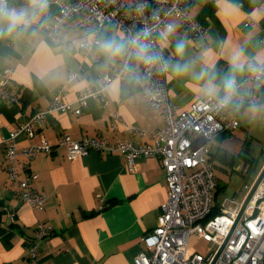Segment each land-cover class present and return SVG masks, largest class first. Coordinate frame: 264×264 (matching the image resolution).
I'll list each match as a JSON object with an SVG mask.
<instances>
[{"label": "crops", "instance_id": "1", "mask_svg": "<svg viewBox=\"0 0 264 264\" xmlns=\"http://www.w3.org/2000/svg\"><path fill=\"white\" fill-rule=\"evenodd\" d=\"M44 1L7 0L6 8L22 14V19L10 34L7 23L0 25V72L5 67L12 69V79L18 88L26 89L28 101L15 104L0 97V141L35 110L45 108L71 72H76L77 78L66 85L64 99L74 102L84 89L98 87L101 77L112 72L124 56L111 57L101 48L113 40L126 42L124 32L115 25H104L95 33L90 27L68 24L61 27L57 37H46L42 27L32 25L43 18L55 19L54 7H39ZM188 8L204 28V35L194 36L176 20H171L175 28L172 34L163 35L165 29L159 34L170 65L179 62L190 66L187 73L177 74L169 68L166 74L169 102L175 113L189 109L196 99L209 97V87L215 90L212 98L221 97L226 93L224 82L230 77L241 83L239 92H246L248 69L264 63V0H188ZM249 18L253 23L248 25ZM83 41L92 43L86 54L81 48ZM178 41L185 45L182 57L176 53ZM236 52L241 53L242 70L233 67ZM256 93V98L244 103L234 100L226 114L238 119L250 108H264V79ZM113 112L120 116L115 129L110 126ZM164 124L163 108H151L139 81L126 72L106 88L102 98L89 97L79 115L51 112L33 137L21 131L15 138L18 148L39 144L43 138L53 147L29 162V169L37 174L32 187L46 195L42 210L24 202L10 182L5 145L1 144L0 264H29L28 240L38 223L50 227L40 242L39 264H133L134 255L147 250L142 237L156 227L160 204L167 197L159 158L138 157L130 171L119 152L91 150L68 160L66 149L57 143L63 134L77 140L89 137L151 143L152 133ZM127 127L146 133L127 132ZM225 134L216 136L210 157L222 150L232 154L236 163H241L239 157L248 161L240 152L228 150ZM24 161L23 156L17 161L20 176ZM100 197L105 200L102 209H98Z\"/></svg>", "mask_w": 264, "mask_h": 264}, {"label": "built area", "instance_id": "2", "mask_svg": "<svg viewBox=\"0 0 264 264\" xmlns=\"http://www.w3.org/2000/svg\"><path fill=\"white\" fill-rule=\"evenodd\" d=\"M7 0H5V7ZM39 7H54L53 21L46 18L32 25H38L48 38L59 35L63 25L75 28L90 27L95 33L107 24L119 27L129 42L137 36L151 45L150 51L170 64L171 58L159 42V34L171 20L180 22L183 29L194 36L204 35V28L190 14L188 0H47ZM248 19L246 24H252ZM94 43H98L95 39ZM92 43L83 41L81 48L86 54ZM122 60L112 72L101 77L96 88H86L77 94L74 102L64 99L66 85L77 78L71 72L57 91L49 98L45 108L35 110L24 122L0 141L5 145L6 169L10 182L17 188L21 199L32 208L42 210L46 195L32 187L37 174L29 169V162L41 152L53 149L44 138L39 144L18 148L15 138L25 131L29 137L41 127L47 114L55 111L79 115L89 97L102 98L106 88L116 79L130 72L140 83L142 92L151 108H163L165 124L152 133L151 143H140L131 139L110 142L106 138L72 139L63 134L58 145L66 149V158L74 160L91 150L119 152L125 158L130 171L136 166V158L156 156L161 162L167 184V197L160 204L158 223L147 232L142 240L147 250H139L133 257V264H264V177L257 184L250 199L239 215L241 203L224 197L218 202L216 214H211L217 190V178L210 153L216 136L233 133L239 126L235 116L226 114V108L234 101L247 102L257 97L256 89L264 79V63L248 69L245 81L249 89L241 93L235 83L227 103L226 93L219 98L196 99L191 107L175 113L169 102L166 82L168 71L158 70L159 64L149 68L135 58L134 47L128 43ZM133 59L130 64V60ZM12 69L5 67L0 72V97L12 103H19L20 93L12 79ZM76 105H75V104ZM111 129L120 124L119 113H110ZM146 132L140 128L127 127V132ZM25 159L20 176L17 161ZM264 158V154H262ZM249 190L250 185H243ZM105 200L99 198L98 209ZM11 219H15L14 213ZM49 226L38 223L33 238L28 240L29 264H39L38 250L41 240L48 234ZM195 234L212 244L210 250L200 254L188 247L189 237ZM217 258L213 259L219 250Z\"/></svg>", "mask_w": 264, "mask_h": 264}, {"label": "rangeland", "instance_id": "3", "mask_svg": "<svg viewBox=\"0 0 264 264\" xmlns=\"http://www.w3.org/2000/svg\"><path fill=\"white\" fill-rule=\"evenodd\" d=\"M238 121L240 126L232 134H225V146L232 153L240 152L248 161L239 157L241 163L239 161L236 163L239 169L233 167L223 171L216 168L221 185L216 196L217 201H221L224 197L233 198L239 203L244 201L264 166V158H262V153H264V108H260V106L250 108L238 116ZM214 158L213 162H217ZM245 183L250 185L249 190L244 188ZM188 247L190 250L205 255L212 244L192 234L188 239Z\"/></svg>", "mask_w": 264, "mask_h": 264}, {"label": "clouds", "instance_id": "4", "mask_svg": "<svg viewBox=\"0 0 264 264\" xmlns=\"http://www.w3.org/2000/svg\"><path fill=\"white\" fill-rule=\"evenodd\" d=\"M5 0H0V25H3L4 23H7V32L10 34L12 30L16 27V25L21 21L22 14H17L14 10L9 11L5 6ZM2 31V29H0ZM175 31V28L173 25L169 24L166 25L165 31L163 35L167 36L172 34ZM130 43L134 49V55L135 58L142 62L144 65L151 68L152 66H155L159 64L158 70L161 72L168 71L169 68L177 74L187 73L190 69V66L187 63H179L177 62L174 65H170L168 62L164 61L161 62V58L155 55L150 51L151 45L147 42H144L140 39L139 36L132 38L129 42H117L115 40L110 42H105L101 44V48L105 51L106 54H108L111 57H117L125 54L127 51L126 45ZM184 42L178 41L176 44V53L178 56H183L184 54ZM232 63L233 67L237 70H242L244 65L241 63V53L236 52L233 54L232 57ZM226 97L224 100V103L228 102V99H230L231 94L235 87V80L234 78H227L224 82ZM208 95L211 98L215 95V90L211 87L208 88Z\"/></svg>", "mask_w": 264, "mask_h": 264}, {"label": "trees", "instance_id": "5", "mask_svg": "<svg viewBox=\"0 0 264 264\" xmlns=\"http://www.w3.org/2000/svg\"><path fill=\"white\" fill-rule=\"evenodd\" d=\"M18 91L20 93V98H19V103L18 104H26V102L28 101V93L26 91V89H23L22 87L18 88ZM215 157V158H214ZM244 157V156H243ZM215 159L217 162H213V166L214 168H218L221 169L223 171H227V168H233L234 166H236V158L226 152V151H222V150H217L216 152H214L212 154V157H210V160L213 161L212 159ZM245 158V157H244ZM214 169V170H215ZM215 174H216V178H217V190L215 193V199H214V205H213V210H212V215L217 213V209H218V202H217V193L219 191V189L221 188L220 182H219V176L217 175V171L215 170Z\"/></svg>", "mask_w": 264, "mask_h": 264}, {"label": "water", "instance_id": "6", "mask_svg": "<svg viewBox=\"0 0 264 264\" xmlns=\"http://www.w3.org/2000/svg\"><path fill=\"white\" fill-rule=\"evenodd\" d=\"M262 177H264V167H262V169H261V171H260V173H259V175H258L256 181L254 182V184H253V186L251 187L250 191L248 192V194H247L245 200L243 201V203H242V205H241V209H240L239 215L242 213V211H243V209H244L246 203H247L248 200L250 199L252 193L254 192V190H255L257 184H258L259 181L262 179ZM222 247H223V245H222V246L219 248V250L217 251V253H216V255H215V257H214V259H213L212 262L215 261V259L217 258V256H218L220 250L222 249Z\"/></svg>", "mask_w": 264, "mask_h": 264}]
</instances>
